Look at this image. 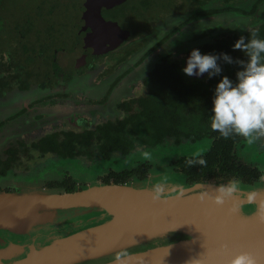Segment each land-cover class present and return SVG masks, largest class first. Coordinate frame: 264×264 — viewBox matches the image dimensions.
I'll return each mask as SVG.
<instances>
[{
	"label": "flooded vegetation",
	"instance_id": "1",
	"mask_svg": "<svg viewBox=\"0 0 264 264\" xmlns=\"http://www.w3.org/2000/svg\"><path fill=\"white\" fill-rule=\"evenodd\" d=\"M200 1L174 0L173 8L162 9L179 17L163 37V27L157 26L161 24L150 20L159 13L150 14L157 0H36L31 7H21L18 16L7 13L1 2L0 194H20L22 184L40 179L41 168L59 158L53 144L59 137L61 141L68 132H100L99 127L118 121L125 103L146 93V77L168 55L154 56L155 51L177 33L185 37L181 28L193 16L187 17L186 9L200 8ZM133 18L139 26L124 25ZM178 52L185 62L186 52ZM39 157L48 159L34 176H23L20 171ZM68 176L46 178V192L41 193L69 192L64 185L50 186ZM90 212L97 214L83 227L99 223L102 212ZM83 215L69 217L67 223H86ZM50 236L42 229L23 234L1 227L0 251L11 248L14 254L3 261L23 258L30 246L47 244Z\"/></svg>",
	"mask_w": 264,
	"mask_h": 264
},
{
	"label": "water",
	"instance_id": "2",
	"mask_svg": "<svg viewBox=\"0 0 264 264\" xmlns=\"http://www.w3.org/2000/svg\"><path fill=\"white\" fill-rule=\"evenodd\" d=\"M216 179L2 193L0 228L23 234L42 229L51 236L49 243L30 246L23 258L13 262L3 261L14 255L11 248L0 251V264H77L136 245L146 247L98 264H229L241 252L264 264V184L237 179V190L218 204L216 186L231 179ZM157 187L163 192L154 199ZM202 191L209 193L204 200L198 198ZM89 211L102 212L98 224L70 228L69 217ZM173 233L183 236L159 244Z\"/></svg>",
	"mask_w": 264,
	"mask_h": 264
},
{
	"label": "trees",
	"instance_id": "3",
	"mask_svg": "<svg viewBox=\"0 0 264 264\" xmlns=\"http://www.w3.org/2000/svg\"><path fill=\"white\" fill-rule=\"evenodd\" d=\"M198 13L189 17L185 24L204 15H217L233 12L247 16V22L230 28L220 26L194 30L190 32L195 40L184 51L190 52L199 47L203 52L229 53L233 58H244L242 50L233 49L232 44L241 36L247 38L257 36L264 38V0H201ZM207 8L202 9L205 7ZM212 7V9H210ZM180 27L170 33L173 34ZM184 36H189L185 33ZM195 37V38H193ZM175 54L165 55L161 62L146 77V93L124 105L125 111L116 122H109L100 128V132H68L56 144V152L60 159L88 157L94 159H110L114 155H129L138 147L154 148L167 140L175 142L197 141L209 137L212 146L199 155H181L173 161L176 172L184 175V181L195 183L216 178L241 179L248 183L258 181L263 173L256 167L249 166L239 160L236 152L237 142L245 138L233 134L225 138L210 127L211 97L214 86L220 76L208 78L188 76L182 71L184 58ZM222 74L235 76L239 65L228 63L221 56L219 61ZM52 144V142H51ZM93 145V146H92ZM201 157L205 164L187 161H198ZM98 159V160H99ZM151 164L142 162L133 168L110 170L101 179L103 183H125L131 179L144 181L148 178ZM64 185L67 191L76 189L72 176L63 182H52L50 186ZM179 236H183L178 234Z\"/></svg>",
	"mask_w": 264,
	"mask_h": 264
},
{
	"label": "rangeland",
	"instance_id": "4",
	"mask_svg": "<svg viewBox=\"0 0 264 264\" xmlns=\"http://www.w3.org/2000/svg\"><path fill=\"white\" fill-rule=\"evenodd\" d=\"M35 1L36 0H0V3L4 2V4L6 5L7 13L16 12L18 16L19 15L18 11L21 7H31L34 5ZM173 1L174 0H157L156 6L150 10V14L159 12L158 15L150 18V20L154 19L155 22L161 24V25L158 24L157 26L163 27L162 33H160L161 37L166 35L167 32L166 30H170L173 26L176 25L175 23L176 18L177 19L179 18L178 16L176 17L177 14H173L174 13L173 11L172 13H170L169 10L160 12L162 9L164 10L165 7L169 8V5H171V7L173 8L172 6L174 5ZM206 6L208 5L206 4L205 7H203L202 9H206L207 8ZM210 9H212V7H210ZM198 10H200V8L186 9L187 17L191 16L192 14H195ZM182 12L184 13V11H181L180 13ZM247 19H248L247 16H244L243 14L237 15L236 13L233 12H223V13H218L217 15H204L203 17L196 18L193 21L189 22L188 24H185L184 27L181 28V31L185 33H189V36L181 37L177 33L169 37L168 39H165L160 49H158V51H155L154 56H158V55L160 56L167 53L175 54L177 53V51L185 50V48L188 45H191L192 42L195 41L191 38L192 36L190 35V32H193L194 30L201 31L202 29H207V28L209 29L210 27L214 28L220 25H221L220 29L230 28L237 25H243L244 23L247 22ZM137 22L140 21L139 20L136 21L134 18L131 20L126 19L124 25L134 26V27L137 25L139 26L140 23ZM146 65H143L141 68H139V71L144 70V67ZM140 72L137 73L138 76ZM212 142L213 140L209 137L197 141H182L180 143L175 142L173 139H171L165 141L164 143L154 148L138 147L137 150L132 151L129 155L120 156L119 154H116L114 155V157H111L110 159L97 158L94 160L92 159L90 160L88 157L85 156L75 157L73 159L51 158L49 160L50 162L49 165L43 166V168H41V170L37 173L38 176L39 174H41L40 175L41 178L37 179L34 182L32 181L33 184L32 182H28L27 184H22L23 187L22 189L24 190L19 189L21 191L20 194L46 192L45 190V186L47 183V181H45L46 178L48 180L51 179L61 180L65 177V175L72 176V178L75 181V184L82 187L83 189L88 187H97L101 184H104L101 178L104 175H106L110 170L113 169L123 170V169L133 168L134 166L142 162L151 164V170L148 172V178L144 181L131 179L129 183L137 185L144 183L159 184L166 182H185L184 175L174 170L173 161L181 155L202 154L212 146ZM145 152H147L149 155L145 156L144 155ZM236 152L241 162L246 163L249 166L256 167L262 171L263 175L258 180V182H260V184H264V137L254 140L252 143H249L246 138L244 140L237 142ZM47 159L48 157L46 158L39 157L37 159V162L32 161L28 163L27 169H24L20 172H22V175L27 178L34 176L35 172L37 171V168L40 165H43ZM218 180L219 179L217 178L215 181L218 182ZM27 181H29V179H27ZM7 185L13 186L15 188L18 187L20 184L17 185L4 184L3 186L5 187ZM8 192L3 191L2 193H8ZM92 213L89 211L88 213L86 212V215L82 216V218L86 220V223L79 222L74 224V226L70 224V228L76 230L75 228L77 227L93 222L94 218L91 217L96 216L97 213L95 212V215H93ZM180 238H182V236H179L177 233H173L170 235L169 238H165L161 240L159 239L158 242L160 245H165L168 243H173L179 240ZM149 246H153V244L151 243L149 244ZM145 247L146 246L136 245L129 247L127 249L125 248L124 250L121 251H117L110 255H106L97 259L87 260L77 264H98L102 261H108L114 259L120 255H126L132 252L134 253L136 251L143 250Z\"/></svg>",
	"mask_w": 264,
	"mask_h": 264
},
{
	"label": "clouds",
	"instance_id": "5",
	"mask_svg": "<svg viewBox=\"0 0 264 264\" xmlns=\"http://www.w3.org/2000/svg\"><path fill=\"white\" fill-rule=\"evenodd\" d=\"M242 50L244 58H233L229 53L203 52L199 47H193L186 57L182 71L188 76L207 75L208 78L220 76L211 97L210 127L222 137L228 138L233 134L242 136L252 143L264 137V38L241 35L231 46ZM228 63L239 65L234 78L222 74L220 57ZM145 156L149 154L144 153ZM189 164H205L201 157L198 161L189 159ZM239 181L235 178L227 183L216 186L214 196L216 203H223L237 190ZM162 188L154 190L153 198L158 199ZM209 196L207 191L198 193V198L204 200ZM229 264H256L249 253L241 252L233 256Z\"/></svg>",
	"mask_w": 264,
	"mask_h": 264
}]
</instances>
